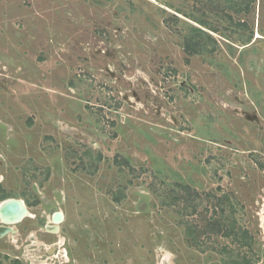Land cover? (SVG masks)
<instances>
[{
	"label": "rangeland",
	"instance_id": "374dc122",
	"mask_svg": "<svg viewBox=\"0 0 264 264\" xmlns=\"http://www.w3.org/2000/svg\"><path fill=\"white\" fill-rule=\"evenodd\" d=\"M7 197L0 264H264V0H0Z\"/></svg>",
	"mask_w": 264,
	"mask_h": 264
},
{
	"label": "water",
	"instance_id": "95a60500",
	"mask_svg": "<svg viewBox=\"0 0 264 264\" xmlns=\"http://www.w3.org/2000/svg\"><path fill=\"white\" fill-rule=\"evenodd\" d=\"M19 201L15 200H6L0 204V214L2 216H12L13 218L10 219V222L17 221L20 217L19 215L23 214L25 208L19 204ZM0 215V216H1ZM27 215V214H26ZM63 220V214L61 212H56L52 216V224L47 225V231L50 233H57L59 231L58 224L61 223ZM13 229L10 227L7 228H0V237L4 234L13 233Z\"/></svg>",
	"mask_w": 264,
	"mask_h": 264
},
{
	"label": "trees",
	"instance_id": "16d2710c",
	"mask_svg": "<svg viewBox=\"0 0 264 264\" xmlns=\"http://www.w3.org/2000/svg\"><path fill=\"white\" fill-rule=\"evenodd\" d=\"M199 43L196 42H191V43H187V51L190 54H195V53H199L200 50L202 49V47L199 49L200 45ZM213 222H210L209 224H207L206 228H211ZM219 225L218 222H215V225ZM233 226V223L231 224ZM219 231V230H218ZM225 236L230 237L231 242L234 245H237V248H243V247H247V249H250L252 246V240L251 238L248 236V233L245 230H241L238 229L237 231H229L228 233L225 232ZM243 259L242 260H238V261H234L231 260L228 263L229 264H251L252 262L250 261V259H248L247 257H245V255L241 256Z\"/></svg>",
	"mask_w": 264,
	"mask_h": 264
},
{
	"label": "flooded vegetation",
	"instance_id": "af4514ba",
	"mask_svg": "<svg viewBox=\"0 0 264 264\" xmlns=\"http://www.w3.org/2000/svg\"><path fill=\"white\" fill-rule=\"evenodd\" d=\"M6 200H20V201L23 202V204H24L25 207L27 208L28 212H30V211H29V208H28L29 205H28V203H27L24 199H16V198L7 197V198H4V199H1V200H0V204H1L2 202L6 201ZM26 218L32 219V218H35V216H34L33 214L29 213V216L23 217V220L26 219ZM51 219H52V216L50 217V219L48 220V222H47L45 225H43L44 232H48L46 226L52 224ZM23 220H22V221H23ZM22 221H19V222L15 223V224H12V225H11V224L3 223V222H2V219H1V217H0V228H7V227H10V228L13 229V226H15V225H17V224H20ZM42 223H43V222H42ZM13 230H14V229H13ZM8 234H9V233H8ZM4 236H5V235H4ZM4 236L0 237V239L3 238ZM0 255H2V254H0ZM16 257H17V256H16ZM18 258H19V257H17V258H13V260H14L13 264H19V262H18Z\"/></svg>",
	"mask_w": 264,
	"mask_h": 264
},
{
	"label": "bare ground",
	"instance_id": "6f19581e",
	"mask_svg": "<svg viewBox=\"0 0 264 264\" xmlns=\"http://www.w3.org/2000/svg\"><path fill=\"white\" fill-rule=\"evenodd\" d=\"M15 201H19V202H20L19 204L25 208L24 213L21 214V215H19L20 218H19L17 221H15V222H10V219L13 218L12 216H2V215L0 214V215H1L0 217H1L3 223L11 224V225H12V224H15V223H17V222H19V221H22V220H23V217L29 216V213H30V212H28V210H27V208L25 207V205L23 204V202L20 201V200H15ZM26 214H27V215H26Z\"/></svg>",
	"mask_w": 264,
	"mask_h": 264
}]
</instances>
